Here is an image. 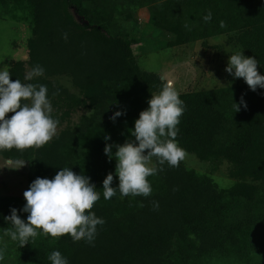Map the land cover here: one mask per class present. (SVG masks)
I'll return each instance as SVG.
<instances>
[{
  "label": "trees",
  "instance_id": "16d2710c",
  "mask_svg": "<svg viewBox=\"0 0 264 264\" xmlns=\"http://www.w3.org/2000/svg\"><path fill=\"white\" fill-rule=\"evenodd\" d=\"M105 1L0 0V22L31 24L29 60L0 80V109L19 119L47 103L65 119L85 111L55 137L49 115L32 123L29 141L14 126L1 132L0 153L33 164L56 190L55 215L32 238L44 193L0 202L9 232L0 254L8 264H264V0L164 1L158 15L181 43L232 34L260 75L246 87L186 94L140 69L137 41L112 31ZM67 74L78 92L55 81ZM125 143H142L155 167L119 175L114 157ZM175 145L230 162L245 183L219 191L187 170Z\"/></svg>",
  "mask_w": 264,
  "mask_h": 264
},
{
  "label": "rangeland",
  "instance_id": "374dc122",
  "mask_svg": "<svg viewBox=\"0 0 264 264\" xmlns=\"http://www.w3.org/2000/svg\"><path fill=\"white\" fill-rule=\"evenodd\" d=\"M164 1L107 0L104 2L108 11L113 12L114 17H117V23L112 31L126 40L137 41L132 46V51L143 72L159 75L167 82L171 94L246 87L258 81L260 75L255 70L254 63L245 57L241 48L234 43L232 34L181 43L180 35L170 31L169 26L166 27L167 22L158 15ZM158 17L159 27L154 25ZM77 19L84 23L78 15ZM30 32L29 20L18 22L9 19L0 22V80L8 75L14 62L29 60L27 43ZM26 73L30 77L34 74L28 66ZM55 81L67 87L70 93L78 92L73 86L74 78L70 74L59 75ZM63 111L54 107L52 103L34 105L28 107L23 118L19 119L8 108L0 109V142L4 141L1 132L8 126H14L18 134L25 141H29L33 131L32 123L37 117L44 115L51 117L46 132L49 137H55L69 126L77 124L85 113L83 109L72 111L70 117L65 119V116H62ZM174 149L187 170L208 178L219 191H229L245 183L244 177L237 176L234 166L228 161L215 159L204 162L176 145ZM114 159L116 172L121 176L135 175L155 167L151 154L142 143L123 144L122 150L115 154ZM52 186L44 173L36 169L33 164L25 161L14 162L0 153V202L8 198L37 199L42 193L49 199V195L56 190ZM54 204V201L49 199L41 206V210L37 212L38 218L32 222V229H28L31 238L34 236V231L50 223L51 217L55 215ZM5 222L4 215L0 213L1 240L3 235L6 237L9 234ZM18 237L19 233L16 234V239ZM5 259V255L0 254V264H8ZM209 264L233 263L231 260L216 258Z\"/></svg>",
  "mask_w": 264,
  "mask_h": 264
}]
</instances>
